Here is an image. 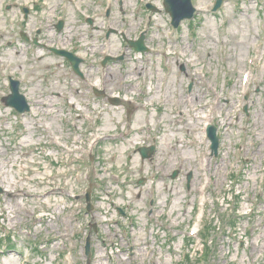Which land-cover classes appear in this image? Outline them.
<instances>
[{"label": "rangeland", "instance_id": "1", "mask_svg": "<svg viewBox=\"0 0 264 264\" xmlns=\"http://www.w3.org/2000/svg\"><path fill=\"white\" fill-rule=\"evenodd\" d=\"M214 2L174 29L163 0H0V264H264V0Z\"/></svg>", "mask_w": 264, "mask_h": 264}, {"label": "water", "instance_id": "2", "mask_svg": "<svg viewBox=\"0 0 264 264\" xmlns=\"http://www.w3.org/2000/svg\"><path fill=\"white\" fill-rule=\"evenodd\" d=\"M163 4H164L165 11L171 17V24L174 27H177L181 20L190 19L193 16L194 11H195V9L193 8L191 4V0H164ZM220 4H221V0H217L213 10H216L220 6ZM58 28H61V24H59ZM143 39H144V35L142 34L137 41L129 42V44L136 51H139V52L145 51L146 47L143 44ZM53 51L58 55L64 56L69 61L73 71L77 75L82 77V73L80 72V69H79V64L82 62L80 58H78L74 54L67 52V51L56 50V49H54ZM10 91L11 93L7 97L3 98L4 104L7 106H12L18 112L27 111L28 105L24 97L21 94H19L17 82L11 80ZM114 102L116 104L118 103L117 100H114ZM215 131H216L215 128L210 126L207 132L208 138L211 141V151L214 154L216 153L217 147H218V138L216 137ZM139 152L142 158H147L150 155H152V153L154 152V147H150V148L143 147L139 149ZM86 199L87 200L89 199L88 195L86 196ZM87 209H89V206L87 207ZM85 249H86V254L89 255V238H87Z\"/></svg>", "mask_w": 264, "mask_h": 264}, {"label": "flooded vegetation", "instance_id": "3", "mask_svg": "<svg viewBox=\"0 0 264 264\" xmlns=\"http://www.w3.org/2000/svg\"><path fill=\"white\" fill-rule=\"evenodd\" d=\"M38 33H40L39 31H38ZM33 40V39H32Z\"/></svg>", "mask_w": 264, "mask_h": 264}]
</instances>
